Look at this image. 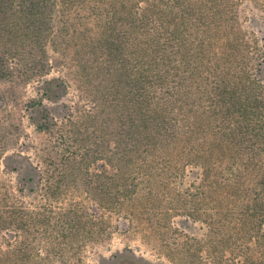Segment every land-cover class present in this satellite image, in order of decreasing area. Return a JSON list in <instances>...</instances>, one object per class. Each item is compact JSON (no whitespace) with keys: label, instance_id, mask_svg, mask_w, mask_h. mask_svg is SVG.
Listing matches in <instances>:
<instances>
[{"label":"trees","instance_id":"1","mask_svg":"<svg viewBox=\"0 0 264 264\" xmlns=\"http://www.w3.org/2000/svg\"><path fill=\"white\" fill-rule=\"evenodd\" d=\"M232 7V0H0V84H7L0 264H82L89 245L113 236L115 218L143 221L162 194L191 205L173 213L204 222L197 203L211 201L241 236L234 264H264V79L257 75L264 51L241 35ZM59 44L74 63L82 56L72 68L82 103L66 114L46 108L40 120L29 116L48 138L24 157L16 145L26 136L25 114L57 103V78L47 76L48 47ZM60 80L55 87L68 95L72 81ZM32 83L38 99L25 100ZM90 122L100 136L95 150L82 151L78 137ZM12 157L27 158L33 174L11 181L20 173ZM189 166L196 176L186 184ZM175 177L184 196L172 189ZM67 191L84 194L97 214ZM173 213L162 208L153 228L168 226Z\"/></svg>","mask_w":264,"mask_h":264},{"label":"rangeland","instance_id":"2","mask_svg":"<svg viewBox=\"0 0 264 264\" xmlns=\"http://www.w3.org/2000/svg\"><path fill=\"white\" fill-rule=\"evenodd\" d=\"M232 5V12L237 20L238 28L241 30V35L245 34L248 39H255L264 51V0H232ZM69 50L70 47L60 44L57 50L51 45L48 47L53 70L47 76V79H58L53 81L54 84H51L54 94H56L55 100H57V103L53 104L45 100V107L32 106L33 108L25 114L24 134L26 136L21 139L19 145H16L17 151L22 153L24 157H34L30 146L39 144L48 138V135L38 133L35 130L34 125L29 122V116L34 120H40L47 113L45 112L46 108L47 111L50 109L58 114H66L68 107L74 105L75 102L82 103L81 98H79V96H82L80 87L82 84L80 81L75 80L76 77H73L72 71L76 63H81L82 56L79 55L77 62L74 63V60L68 57ZM94 62H92L93 65ZM257 68L259 69L257 75L264 79V58L260 64H257ZM60 79L72 81L68 95H64L63 91L55 87L62 83ZM35 85L32 83L27 86V92L24 93L25 100L38 99ZM6 88V83L0 84V107L4 106L1 95L6 92ZM89 105L90 103H88ZM98 136H100L99 126L96 123L89 124L83 130L82 136L78 137L81 139L78 142L82 145L79 149L82 151L95 150ZM12 153L10 150L8 155ZM33 160L35 159L33 158ZM8 162L11 167L19 168L20 173L18 175L13 173L7 176L14 183L17 180L16 177H21L23 174L28 177L33 174L28 166L27 158L12 157ZM99 163H95L92 168L98 167ZM194 172L195 170H192L191 166L187 168L186 184L194 181L196 176ZM180 179L181 177H175L172 180V189L177 192V197L178 195L184 196ZM65 196L71 199L74 197L79 200L85 199V202L90 204L91 212L97 214L95 212L96 207L91 201H86L84 194H77L76 196V193L67 191ZM183 203L181 199H173L171 194H162L158 204L148 206L149 208L145 209L146 215L143 221L128 222L124 219L117 220L118 218H115L114 224H117L118 228L113 236L99 243L89 245L84 251L82 264H181L179 263L181 257L190 256L191 254L196 257L194 259L195 264H213L211 259L209 260L208 250H210L211 256H219L220 260L224 258V264H234L236 260H240L241 236L237 233L233 234L229 230L230 227L235 226V222H232L229 218L220 221L217 215L219 210L214 208L211 201L197 203L196 209L204 214L202 218H205V222L199 219L192 220L183 214L173 213V210L191 207L188 204L187 207H184L185 204L183 205ZM162 208L170 209L173 213L171 221L168 226L155 221L156 225L153 228L151 218L154 217V214L161 213ZM210 217L215 219V222L212 221V223L214 222L213 225L209 221ZM128 224H130L131 231L128 235H125ZM202 257L203 259H201Z\"/></svg>","mask_w":264,"mask_h":264}]
</instances>
